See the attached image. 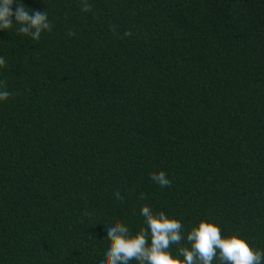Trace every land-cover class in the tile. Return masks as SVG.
Wrapping results in <instances>:
<instances>
[{
	"label": "trees",
	"instance_id": "1",
	"mask_svg": "<svg viewBox=\"0 0 264 264\" xmlns=\"http://www.w3.org/2000/svg\"><path fill=\"white\" fill-rule=\"evenodd\" d=\"M24 2L52 27L0 31V264H95L143 204L264 249V0Z\"/></svg>",
	"mask_w": 264,
	"mask_h": 264
},
{
	"label": "clouds",
	"instance_id": "2",
	"mask_svg": "<svg viewBox=\"0 0 264 264\" xmlns=\"http://www.w3.org/2000/svg\"><path fill=\"white\" fill-rule=\"evenodd\" d=\"M91 7L89 0H81L82 11ZM51 27L46 11L30 8L24 0H0V31L14 30L38 41ZM6 64L0 56V69ZM11 95L0 81V102ZM150 179L162 188L171 185L163 170L151 173ZM140 215L146 227L135 232L119 218L105 219L107 239L95 264H264V249L252 247L239 231L222 235L219 223L211 217L201 218L185 230L179 217L154 212L147 204L141 205ZM172 245L179 247L173 250Z\"/></svg>",
	"mask_w": 264,
	"mask_h": 264
}]
</instances>
